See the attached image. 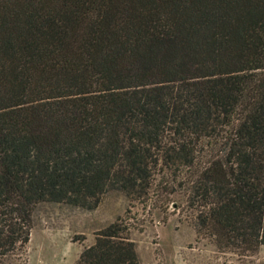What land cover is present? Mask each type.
<instances>
[{
  "label": "trees",
  "instance_id": "obj_1",
  "mask_svg": "<svg viewBox=\"0 0 264 264\" xmlns=\"http://www.w3.org/2000/svg\"><path fill=\"white\" fill-rule=\"evenodd\" d=\"M110 191L183 195L219 251L264 246V0H0V264L40 203ZM129 229L78 264H143Z\"/></svg>",
  "mask_w": 264,
  "mask_h": 264
},
{
  "label": "rangeland",
  "instance_id": "obj_2",
  "mask_svg": "<svg viewBox=\"0 0 264 264\" xmlns=\"http://www.w3.org/2000/svg\"><path fill=\"white\" fill-rule=\"evenodd\" d=\"M155 199L133 203L125 193L110 191L92 209L42 202L34 214L31 241L6 264H78L98 233L120 218L130 222L127 235L136 242L143 264H264V246L240 255L221 252L209 239H200L194 213L185 206L183 195L174 196L183 204L179 209L174 204L161 208Z\"/></svg>",
  "mask_w": 264,
  "mask_h": 264
}]
</instances>
